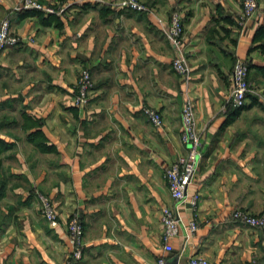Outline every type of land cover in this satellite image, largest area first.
I'll return each mask as SVG.
<instances>
[{
    "label": "crops",
    "instance_id": "crops-1",
    "mask_svg": "<svg viewBox=\"0 0 264 264\" xmlns=\"http://www.w3.org/2000/svg\"><path fill=\"white\" fill-rule=\"evenodd\" d=\"M55 13L0 0L16 45L0 51V264H264V226L232 218L264 215V0L237 23L241 0H36ZM173 11L183 23L186 76L162 31ZM232 16L233 21L223 19ZM236 60L252 90L241 108L229 99ZM91 77L83 106L72 102L78 72ZM194 104L201 159L179 206L182 228L164 250L160 211L173 205L166 168L186 154L181 107ZM142 107L157 110L155 127ZM41 130L51 150L30 136ZM50 199L58 223L39 214ZM77 212L82 256L70 257L66 222ZM194 220L196 229H189Z\"/></svg>",
    "mask_w": 264,
    "mask_h": 264
},
{
    "label": "built area",
    "instance_id": "built-area-1",
    "mask_svg": "<svg viewBox=\"0 0 264 264\" xmlns=\"http://www.w3.org/2000/svg\"><path fill=\"white\" fill-rule=\"evenodd\" d=\"M110 4L115 8H130L134 10H147V7L138 0H114ZM22 8L41 10L46 13H55L56 10L51 6H44L36 0H21ZM258 6V0H241L240 12L237 17V23L251 18ZM162 31L170 44L177 50L176 56L173 58L172 69L186 76L188 72L186 58L180 51L179 47L183 38V23L180 13L173 11L166 25L162 27ZM19 38L10 33L9 21L7 19L0 22V51L9 46L16 45ZM248 66L242 60H236L232 66L230 73L231 89L229 99L233 106L241 107L244 105L247 95L252 92L248 79ZM91 77L87 69L82 68L77 75L75 83V94L72 102L76 106H83L89 100L91 94ZM142 112L148 120L155 126L162 124L161 114L150 107H142ZM181 142L187 147L186 154L178 156L165 170L164 177L173 205L164 206L160 211L161 236L164 241V250L171 251V239L178 235L182 228L181 219L179 217V206L188 202L193 209L197 208L198 196L193 195L187 198L186 190L192 182L201 159V134L196 126L195 108L192 100L186 98L181 107ZM37 198L40 201L39 211L42 217L49 225L54 226L58 223V214L56 213L51 201L39 192ZM232 218L244 224L253 227L264 226V215L254 216L246 210L240 208L232 212ZM189 229L194 231L196 223L190 221ZM66 232L71 247L70 257L73 260H79L82 256L83 246V226L80 216L73 211L69 214L66 222ZM157 264H165L164 259L160 258ZM188 264H215L205 258L191 256Z\"/></svg>",
    "mask_w": 264,
    "mask_h": 264
},
{
    "label": "trees",
    "instance_id": "trees-1",
    "mask_svg": "<svg viewBox=\"0 0 264 264\" xmlns=\"http://www.w3.org/2000/svg\"><path fill=\"white\" fill-rule=\"evenodd\" d=\"M223 19L232 22L234 18L232 16H229V15H224ZM255 40L256 41H258V40L264 41V26L260 27L256 31L255 36H254V41ZM238 108H241V107H237L236 110H238ZM30 139L41 152H46V151L51 150V147H50V145L47 144L46 138L43 135L41 130L38 129V130L34 131V133L30 136Z\"/></svg>",
    "mask_w": 264,
    "mask_h": 264
},
{
    "label": "rangeland",
    "instance_id": "rangeland-1",
    "mask_svg": "<svg viewBox=\"0 0 264 264\" xmlns=\"http://www.w3.org/2000/svg\"><path fill=\"white\" fill-rule=\"evenodd\" d=\"M40 194H42L43 196H46L47 197V195H45V194H43V193H41V192H39ZM36 196H38L37 194H36ZM48 198V197H47ZM38 202H39V206H40V201H39V199H38ZM39 214L41 215V212L39 211ZM41 217H42V215H41ZM43 218V217H42ZM44 219V218H43Z\"/></svg>",
    "mask_w": 264,
    "mask_h": 264
}]
</instances>
